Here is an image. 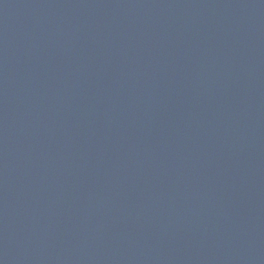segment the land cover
I'll return each instance as SVG.
<instances>
[{"label": "water", "instance_id": "95a60500", "mask_svg": "<svg viewBox=\"0 0 264 264\" xmlns=\"http://www.w3.org/2000/svg\"><path fill=\"white\" fill-rule=\"evenodd\" d=\"M0 264H264V0H0Z\"/></svg>", "mask_w": 264, "mask_h": 264}]
</instances>
